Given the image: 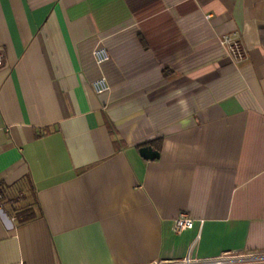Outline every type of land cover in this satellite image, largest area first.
I'll use <instances>...</instances> for the list:
<instances>
[{
  "label": "crops",
  "instance_id": "0c3cea01",
  "mask_svg": "<svg viewBox=\"0 0 264 264\" xmlns=\"http://www.w3.org/2000/svg\"><path fill=\"white\" fill-rule=\"evenodd\" d=\"M0 53V264L264 254V0H0Z\"/></svg>",
  "mask_w": 264,
  "mask_h": 264
},
{
  "label": "built area",
  "instance_id": "2783aa9c",
  "mask_svg": "<svg viewBox=\"0 0 264 264\" xmlns=\"http://www.w3.org/2000/svg\"><path fill=\"white\" fill-rule=\"evenodd\" d=\"M210 18V16H208ZM221 44L225 46L230 53L238 59H241L242 52L240 45L237 41L236 35L226 36L222 39ZM94 55L99 64L104 63L109 59L107 51L103 48H98L95 50ZM4 59L3 55L0 53V68L3 66ZM96 90L99 93L108 91L109 87L105 83V80L102 79L94 83ZM0 201H3V197L0 194ZM194 220L188 217L187 215H181L174 221V232L179 234L185 230H190L194 228ZM264 258V254H247V253H223L219 256L206 258V259H197L188 256L182 260L170 261V262H159L156 264H240L251 262L256 259Z\"/></svg>",
  "mask_w": 264,
  "mask_h": 264
},
{
  "label": "trees",
  "instance_id": "16d2710c",
  "mask_svg": "<svg viewBox=\"0 0 264 264\" xmlns=\"http://www.w3.org/2000/svg\"><path fill=\"white\" fill-rule=\"evenodd\" d=\"M51 131H52V129H46V130L42 131V133H39V135L50 133ZM0 194L2 195L3 198H5L7 192H6L4 186H0ZM37 205L39 206L38 201H37ZM15 216L19 220V223H26V222H29V221L36 219L37 213L34 209L30 208V209L21 210L20 212H17L15 214Z\"/></svg>",
  "mask_w": 264,
  "mask_h": 264
},
{
  "label": "water",
  "instance_id": "95a60500",
  "mask_svg": "<svg viewBox=\"0 0 264 264\" xmlns=\"http://www.w3.org/2000/svg\"><path fill=\"white\" fill-rule=\"evenodd\" d=\"M140 155L146 160H156L160 158L159 151H156L153 147L141 148Z\"/></svg>",
  "mask_w": 264,
  "mask_h": 264
}]
</instances>
